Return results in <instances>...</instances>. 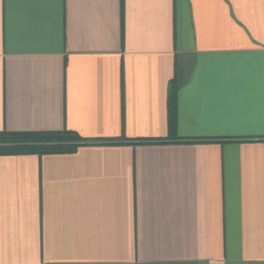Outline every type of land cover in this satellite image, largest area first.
<instances>
[{
	"label": "crops",
	"instance_id": "obj_1",
	"mask_svg": "<svg viewBox=\"0 0 264 264\" xmlns=\"http://www.w3.org/2000/svg\"><path fill=\"white\" fill-rule=\"evenodd\" d=\"M64 129L0 153V264H264V0H0V131Z\"/></svg>",
	"mask_w": 264,
	"mask_h": 264
},
{
	"label": "trees",
	"instance_id": "obj_2",
	"mask_svg": "<svg viewBox=\"0 0 264 264\" xmlns=\"http://www.w3.org/2000/svg\"><path fill=\"white\" fill-rule=\"evenodd\" d=\"M173 95L174 93L172 91V93L170 94L171 100L173 99ZM173 118H172L171 130H174L175 128V124H174L175 119ZM110 142H116V141H110ZM141 142H149V141H141ZM86 143H88V141L83 139L75 131L69 129H64L59 131H8V130L0 131V153L65 152V151H73L78 146Z\"/></svg>",
	"mask_w": 264,
	"mask_h": 264
}]
</instances>
